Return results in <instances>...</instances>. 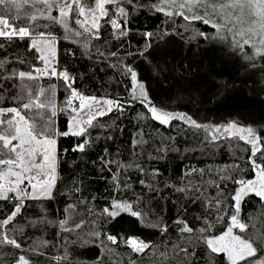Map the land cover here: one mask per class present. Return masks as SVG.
Instances as JSON below:
<instances>
[{"label":"trees","instance_id":"obj_1","mask_svg":"<svg viewBox=\"0 0 264 264\" xmlns=\"http://www.w3.org/2000/svg\"><path fill=\"white\" fill-rule=\"evenodd\" d=\"M19 1V10H14L12 4L7 8L0 5V9L15 18L25 11L29 15L39 14L37 9L43 7L33 8L24 0ZM142 2V8L122 5L129 13V23L123 29L126 34L113 29L108 16L102 19L100 39H92L90 34L73 35L83 32L75 21L76 12L64 23L39 20L49 27L38 31L51 33L53 43L49 47L47 40L33 39L38 40L44 55L57 47V71L67 69L75 78L72 86L86 97L122 100L125 107L123 111L115 110V106L111 112L103 109L106 115L94 121L99 127L88 129L92 139L83 152L73 150L83 138L55 137L58 164L57 181L50 190L52 197L47 199L40 194L38 198L24 199L21 212L6 226V234L21 248H0L4 255L0 264H16L21 255L28 264H159L160 252H167L171 258L167 264H181L171 247L183 240L176 221L186 222L197 237L201 228H207V237L219 236L228 228L234 211L231 196L240 187L234 180L255 178L249 160L252 146L247 137L218 136L213 126L233 123L243 129L251 127L264 139V57L255 55L250 45L235 47L231 36L220 39L211 25L199 20L189 24L180 15L169 17L150 10L154 0ZM107 10L112 14L110 6ZM51 14L58 15L56 10ZM17 23L23 24L24 19ZM119 23L123 25L124 21ZM201 32L205 35L201 36ZM145 33L154 35L148 37ZM30 42L29 38H0V58L6 65L8 59L17 56L27 61L23 65H8L4 75L13 68L30 71L33 63L43 69V63L36 59L40 53L28 50ZM125 65L137 72L148 97L144 104L137 93H132V79ZM24 84L43 88L41 99L57 109L54 130H67L73 113L65 103L70 91L64 80L44 75ZM22 86L19 79H0V107L16 106L20 101L14 103L13 97ZM149 101L158 109L186 114L185 120L160 124L145 107ZM140 114L144 118H139ZM187 117L207 125L208 130L190 126ZM213 136L217 137L215 143L210 142ZM141 139L146 143L134 146V141ZM259 147L262 151L257 152L256 163L264 166V144ZM105 160L114 163L105 167ZM222 175L232 178L221 181ZM142 180L145 184L140 183ZM210 181L221 184L224 190L219 205L214 203L218 190ZM25 183L21 188L32 193L31 186ZM180 188L188 191L180 192ZM193 188L204 191L195 193ZM209 200L213 201L211 205ZM113 201L130 203L143 215L134 217L126 211L115 217L103 214V209L111 208ZM69 204L74 207L66 212ZM13 208L11 201L0 199V219ZM240 209V221L249 225L248 234L264 232V217L259 214L261 198L249 193L241 201ZM62 220L66 221L63 227ZM76 224L80 227L76 228ZM164 228L167 232L162 231ZM94 232L99 235H93ZM233 232L247 238L239 228ZM108 235L117 237V243L109 241ZM190 236L184 233V237ZM129 237L156 247L143 253L133 252L124 242ZM34 248L39 251H30ZM191 251L195 256L189 264H229L223 253H212L203 240ZM258 258H264V245L258 256L250 259Z\"/></svg>","mask_w":264,"mask_h":264},{"label":"snow or ice","instance_id":"obj_2","mask_svg":"<svg viewBox=\"0 0 264 264\" xmlns=\"http://www.w3.org/2000/svg\"><path fill=\"white\" fill-rule=\"evenodd\" d=\"M24 3L36 8L37 5H44L43 8H38L40 13H33L29 15L27 11L24 13H18L15 18L6 14L4 9H0V37H6L8 40H12L15 37H19L24 40L26 37L31 41L29 44V51L35 50L40 55L37 56V61L43 63L44 67L41 69L36 63L31 65L30 71H23L13 68L11 72L4 75L7 72L8 65L12 63L26 64L27 61L19 56L14 59H8V64L3 62L0 58V79L5 81L11 79H19L23 85L20 88V92L17 96L13 97V102L16 103L14 107H0V178L14 177V181L7 180L6 183L0 184V199L9 200L13 203L14 208L10 213L0 219V248L6 245H10L16 249H20L21 245L9 235H7L6 226L10 222L14 221V218L21 212L24 206V199L38 198L40 194L44 195V198L51 199L52 192L50 189L55 183V167L56 160L58 159V153L53 156L52 152L56 145V136L68 137L75 136L83 138L81 142L77 143L74 147V151L83 152L89 146L91 137L88 129L92 127H99L98 123H94L98 117L106 115L105 111L101 109L107 108L108 112L115 110L123 111L125 103L122 100L113 99H98L95 96L86 97L79 92L72 85L75 83V78L71 77L67 69L57 71L52 66V60L54 56H46L43 54V49L38 47V40L33 37H38L40 41L47 40L49 47L53 41H51V33L46 31H38L40 28L47 29L48 23L41 24L39 20L41 18L49 21L50 23H64V17L69 13H75L77 10L81 14L84 13L85 8L82 0H24ZM111 3L119 9V16L123 18V25L117 20L111 18V14L105 9V4ZM15 4V0H0V5L6 8ZM127 4L133 8H142L145 5L142 0H97V7H99L103 16H108V23L111 24L113 29H119L121 34H126L123 29L129 23V13L122 5ZM19 8V5H16ZM150 10L157 12H163L166 16L180 15L189 24L192 21L199 20L205 25H211L216 29V35L220 39H227L228 36L233 38L234 46L237 48H243L245 45H250L255 49V55L264 57V0H154L149 6ZM53 8L58 9L59 15H52L51 10ZM176 8L177 11H171L166 9ZM187 9L191 15H187L183 10ZM202 9V11H201ZM47 10L49 14L44 17L43 13ZM11 9L8 8L10 13ZM24 19V23L20 24L17 21ZM98 18L93 16V26L96 28L95 32H92V39H100L99 25L97 23ZM76 23L81 25L83 32L76 31L73 33L76 37H84L85 33H89V28L85 21L76 19ZM248 24L249 27L245 28L244 25ZM259 25V31L256 29V25ZM227 34V35H225ZM146 36L152 37L153 33H145ZM201 36L205 33L201 32ZM87 41H85V47ZM0 47H3L0 44ZM103 56V53H99ZM115 56V53H112ZM127 73L130 74L131 79L136 81L137 72L133 68L124 66ZM47 75L49 78L59 77L64 80L65 87L69 89L70 96L66 99L65 103L68 106L72 105L74 98L79 97L80 106L73 108L72 112L80 114L86 112H93L86 120L83 118L77 119L76 115H71L70 125L67 130L59 131L54 130L53 121L57 115V109L55 106H49L50 102L42 100L44 90L35 84H24V81H36L42 76ZM136 97L133 96V100ZM26 100V102H24ZM145 100H148L146 95L140 98V102L144 104ZM98 106V107H97ZM148 112L151 114L152 119L158 121L160 124H169L174 119L185 120L186 114L184 113H171L164 109H158L155 105H152L149 101L145 104ZM9 117V118H6ZM39 118V119H37ZM139 118H144V114H140ZM31 121V122H30ZM187 122L190 126L195 128H204L208 130L207 125H201L192 120L191 117H187ZM224 128L225 132H229L235 124L230 123L227 126L215 125L213 130L219 132L221 128ZM244 131L247 132V143L252 146V156L249 158L252 169L259 173L256 180H234V183L240 185L236 189L235 193L231 196L232 204L231 208L234 209L233 214L229 217V226L226 231L215 237H207L205 234L207 228L199 229L200 236L195 235V230L190 227L186 222L182 220L176 221L183 240L172 243L171 247L175 253V257L181 260V264H189L191 258L195 256V253L191 251V248L203 240L207 244L212 253H226L229 264H239V261H244L245 264H264V258H258L252 260L250 258L257 257L258 252L262 245H264V232L257 230L253 234H248L247 229L249 225L240 221V205L241 201L250 192H254L256 196L261 198V210L260 216L264 217V166L256 163V154L258 151H262L259 145L264 144V139L257 136L255 130L248 127ZM110 138V137H109ZM241 139H244L241 136ZM217 137L213 136L211 143H215ZM15 142V143H14ZM141 143H146L144 140L134 141V146ZM42 150V151H41ZM159 150V149H158ZM168 150L167 147L164 148ZM114 161L105 160L104 166L111 167ZM195 172L196 169H192ZM203 172V170H201ZM158 174V173H157ZM43 176L42 181H37V177ZM232 177L228 175H222L221 181L230 179ZM27 181L28 185L33 189L32 193H27L21 188L24 182ZM141 184H145V181H140ZM217 190V197L214 200L216 205L220 204L221 198L225 195L221 184L215 181H210ZM257 184L260 185L259 190ZM180 192L188 191L187 188L178 189ZM195 193H203V188H193ZM8 193H16L15 196H10ZM23 193V196L21 195ZM207 199V197H205ZM199 199V196L197 197ZM17 201H19L17 203ZM213 203L209 200V204ZM74 206L69 204L65 209L66 212L71 210ZM120 211L130 212L132 216H142L143 213L134 210L133 205L130 203H123L120 201H113L111 208L103 209V214L109 217H115ZM44 221H38L42 223ZM66 221H60L61 226L65 225ZM76 228L80 227V224L75 225ZM239 228L241 232H244L247 238L233 235V229ZM163 232H167V228L162 229ZM184 233L191 234L190 237H184ZM93 235H99L98 232H94ZM226 238H229L226 241ZM107 239L113 244L117 243V237L108 235ZM133 252L143 253L145 249L155 248V245L138 240L135 238H127L124 241ZM186 242V243H185ZM187 244V246H186ZM30 251L38 252V248L30 249ZM4 259L3 253H0V262ZM60 259H64L61 257ZM171 258L167 252L159 253V264H167ZM16 264H28L25 256L21 255L16 261Z\"/></svg>","mask_w":264,"mask_h":264},{"label":"rangeland","instance_id":"obj_3","mask_svg":"<svg viewBox=\"0 0 264 264\" xmlns=\"http://www.w3.org/2000/svg\"><path fill=\"white\" fill-rule=\"evenodd\" d=\"M69 2H70V0H69ZM82 2L85 3V7H84L85 8V11H84L83 14H81L79 12V10H77L76 11L77 15L74 16V18H75V21H76L77 18H79L81 21H85L86 24H87V27L89 28V33H85V34H91L92 32H95L96 31V28L93 26V16H95V17L98 18V20H97L98 25H100L101 20L104 19L107 16H103L101 14V11H100L99 7H97V0H82ZM61 3H63V0H61ZM19 4H21V1L15 0V4H12L13 9L14 10H19L20 8H17L16 7V5H19ZM91 5H95V6L92 7ZM108 6L111 7V13H112L111 14V17H113V19H115V20H119V22H123L124 20H123L122 17L119 16V14H118L119 13V9L115 6V4H111V3L105 4V9L106 10H107V7ZM43 7H45V6L43 5ZM53 10H56L57 11V14L59 15L58 9L53 8L51 10V13L53 12ZM166 10H171V11H174L175 12L178 9L172 8V9H166ZM183 11L187 15H191V13L187 11V9H184ZM201 11H202V9H201ZM48 14H49V12L47 10H45L44 13H43V16L46 17ZM37 15L39 16L40 13L37 14ZM71 16H72L71 13H69V15L66 16V17H64V19L70 18ZM79 26L83 30V28L81 27V25H79ZM0 27H2V26H0ZM244 27L245 28H248L249 25L248 24H245ZM255 27H256L257 31H259V25L257 24ZM116 34H120V32L119 33H116ZM0 38L7 39L6 37H0ZM15 38H19V37H15ZM50 38H52V37H50ZM51 50L52 51L48 55H46V56H54L55 57L52 60V66L54 65V67H55V64L57 63L56 62L57 61V52H56L57 51V47L56 46H53V48H51ZM55 68L57 69V67H55ZM144 91H145L144 90V87H141V82L139 81L138 77H137L136 81H133L132 80V93H134V94L137 93L140 97H142L144 95ZM79 106H80V99H79V97H76V99L74 100V102L72 103V105L69 107V109L72 111L73 108H78ZM101 111H103V109H101ZM72 113H73V115H76L77 116V119L83 118L85 120L90 115H93L94 114L93 112H86V113H80V114H77V113H74V112H72ZM244 130L245 129H243V128H239V127H236L235 126L229 132H225L224 131V128H221L219 132H214V133L215 134H218V136H220V135H227V136H230V137L238 136L240 138H241V136H243L245 138V137H247V132L244 131ZM56 152H57V145L54 146V149H53V152H52L53 156H56ZM57 164H58V159L56 160V167H55V173H54L55 174V177H56L55 183L57 181V170H56L57 169ZM254 174H255L254 180L258 179L259 173H257V172L254 171ZM14 179H15L14 177L1 178L0 181H1V184H4V183H6L7 180L14 181ZM43 179H44L43 176L37 177V181H42ZM55 183H54V185H55ZM26 184H28L27 181H26L25 185ZM259 188H260V185L257 184V189L259 190ZM50 190H52V188ZM250 193H252L253 195H255L254 192H250ZM222 234H220V235H222ZM232 234L235 235V236H239L236 232H233ZM133 238L138 239L136 237H133ZM228 239L229 238H226V241ZM221 253H223V252H221ZM223 254L227 258V254L226 253H223ZM227 261H228V259H227ZM228 263H229V261H228Z\"/></svg>","mask_w":264,"mask_h":264},{"label":"flooded vegetation","instance_id":"obj_4","mask_svg":"<svg viewBox=\"0 0 264 264\" xmlns=\"http://www.w3.org/2000/svg\"><path fill=\"white\" fill-rule=\"evenodd\" d=\"M83 4H84V7H85V3L83 2ZM92 6V5H91Z\"/></svg>","mask_w":264,"mask_h":264},{"label":"water","instance_id":"obj_5","mask_svg":"<svg viewBox=\"0 0 264 264\" xmlns=\"http://www.w3.org/2000/svg\"><path fill=\"white\" fill-rule=\"evenodd\" d=\"M95 6V5H92V7Z\"/></svg>","mask_w":264,"mask_h":264}]
</instances>
